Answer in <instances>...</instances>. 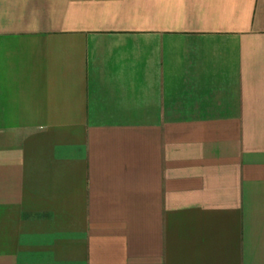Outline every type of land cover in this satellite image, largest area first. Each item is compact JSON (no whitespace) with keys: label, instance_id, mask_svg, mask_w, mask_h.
Instances as JSON below:
<instances>
[{"label":"crops","instance_id":"0c3cea01","mask_svg":"<svg viewBox=\"0 0 264 264\" xmlns=\"http://www.w3.org/2000/svg\"><path fill=\"white\" fill-rule=\"evenodd\" d=\"M0 264H264V0H0Z\"/></svg>","mask_w":264,"mask_h":264}]
</instances>
